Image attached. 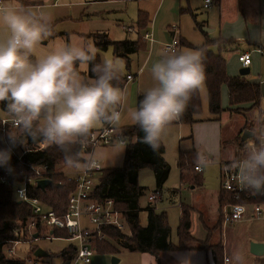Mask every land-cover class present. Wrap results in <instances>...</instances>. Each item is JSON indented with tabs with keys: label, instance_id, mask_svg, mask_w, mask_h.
Segmentation results:
<instances>
[{
	"label": "clouds",
	"instance_id": "obj_1",
	"mask_svg": "<svg viewBox=\"0 0 264 264\" xmlns=\"http://www.w3.org/2000/svg\"><path fill=\"white\" fill-rule=\"evenodd\" d=\"M52 35L51 17L43 11L0 0V126H8L9 148L0 165H7L10 148L30 139L55 147L63 156L70 175L87 174L98 164L95 151L88 152L96 130L122 127L127 89L119 82L124 72L120 58L103 55L91 40L58 41L47 52L38 53L42 41ZM248 38L264 45V17L253 23ZM204 50H165L151 63L153 86L147 88L138 106L127 110V118L145 134L143 143L158 150L169 125L184 114L193 94L206 79ZM92 72L89 77L86 73ZM84 73V74H82ZM128 143L122 133L113 142L120 154ZM243 159H234L242 187L264 194V141L248 142ZM114 162V160H113ZM179 254L177 264H192V256ZM230 264H244L239 250Z\"/></svg>",
	"mask_w": 264,
	"mask_h": 264
},
{
	"label": "trees",
	"instance_id": "obj_2",
	"mask_svg": "<svg viewBox=\"0 0 264 264\" xmlns=\"http://www.w3.org/2000/svg\"><path fill=\"white\" fill-rule=\"evenodd\" d=\"M147 13L140 12L137 29L140 32L149 24ZM201 24L196 27L201 29ZM103 41L97 44L100 52H105L109 47H113L115 56L123 54V58L129 60V55L139 54L145 51V44L140 41H120L111 42L106 35H97ZM220 40H207L201 47L204 50L205 64V86L208 94L210 118L206 121H220L226 112H236L248 106L247 110H255L259 107L262 99L261 85L253 84L245 77L229 76L227 73V61L218 53H214L210 47L220 46ZM181 46L191 47L185 41ZM97 56V62L100 61ZM129 64V63H128ZM88 76L92 77V72L88 71ZM127 78L122 77L119 86L124 88ZM228 90L229 107L222 106V88ZM142 96L139 97V100ZM139 102V101H138ZM4 107L0 104V110ZM202 102L200 91L195 92L182 117L177 120L180 124L192 126L201 122L199 116L202 114ZM0 126V130H1ZM128 138L125 149V158L122 168L104 169L97 178L94 190V198L98 201L112 200L115 207L123 212L131 235L127 237L121 231L114 228H104V234L111 241H117L124 249L130 253L150 254L157 260L161 254L189 250L197 241L191 234V210L184 207L182 216L177 228V244L172 243L170 227L167 214L156 212L150 207L147 209V225L140 223V200L144 195V188L139 185V173L144 168H151L154 173L157 192H161L167 183L170 175V168L165 160V147L161 142L158 150H153L148 144L143 143L144 133L138 126H130L119 131ZM243 141V140H242ZM245 141H243L244 143ZM40 142L27 141L25 145H19V152L24 153L19 161L12 157L7 165H0V178L5 177L8 184L0 182V264H29L28 259L10 258L5 253V247H11L14 243H29L34 254L38 247H33L34 235L38 239L52 237L56 239L69 238L66 231L49 230L39 223L32 234L28 232V224L32 219V208L24 202H19L14 193V184H22L31 176V167L45 166L48 168L45 178L52 181V185L41 190L37 184L28 186V196L38 199L46 208L54 211L58 216H63L68 209L69 196L75 190V184L68 180L64 167L63 156L55 147H44L40 149ZM243 144L241 142L240 149ZM4 146L0 141V156L3 154ZM178 168L180 170L181 186L190 185L197 188L204 185L202 174H197L195 167L201 163V157L195 151L180 152L178 156ZM8 174V175H7ZM233 196L224 190L220 191L219 206L220 211L224 206L233 202ZM241 203L255 204L262 207L264 211V194L253 191L249 200L242 198ZM221 223V221H220ZM108 241H95L94 248L97 252H107L111 254L119 253ZM210 238L207 242L199 245V249H211L214 252L215 261L220 264L223 261L221 246H211ZM9 249V248H8ZM75 246L70 245L62 250L59 256L63 261H70L75 256Z\"/></svg>",
	"mask_w": 264,
	"mask_h": 264
},
{
	"label": "rangeland",
	"instance_id": "obj_3",
	"mask_svg": "<svg viewBox=\"0 0 264 264\" xmlns=\"http://www.w3.org/2000/svg\"><path fill=\"white\" fill-rule=\"evenodd\" d=\"M55 4L56 8H46L42 10L46 15L51 17V23L56 22L54 24L55 26L53 27L55 35L50 36L45 41H42L38 53L50 51L55 46V44L61 40H63L64 42H71L77 44L81 42L86 43L87 41L91 40L96 44L98 40L93 38V36L90 37V34L97 32H103L108 34L109 38L116 42L125 41L127 39L134 40L136 38L138 9H150L152 13H156V16L150 17V21H152L155 26V34L157 37L163 29H165L166 35H168L167 26L170 25L171 29L169 35L173 31H176L177 33V31L180 30V35L183 38L192 42L194 47H200L207 40L213 41L214 39V34H208V38H206L202 32L204 30L202 29L201 31L196 27V22L201 23L204 19V14H206V12L202 11L201 14L203 15H198V17L196 16V19H194L193 16L188 12L182 14L184 10H189L186 9L187 4L184 0H181L180 5L176 0H165L161 4L153 0H58ZM200 4V0H195V2H192L191 6L192 8H194L196 6H199ZM157 9H164L159 16V10L157 11ZM166 9H175L176 11L174 10L172 13H170ZM178 16L182 17V20L180 21L181 25L177 24ZM123 26L130 29V31H123ZM189 49L191 48L184 47L182 48V51ZM103 55H110L116 57L114 56L112 48H110L107 53L101 54V56ZM251 55V73L249 76H245L246 80L247 78L248 82L249 80L256 79L264 80V50L263 54H259L258 58L255 54ZM222 56L226 60H230V62H232L234 66H237L238 56L236 54H234L233 60V55L222 54ZM122 60L124 62V72L122 76L125 77L130 73L135 75L138 58L130 57V65L132 66L131 69L127 68L126 60ZM140 62L141 65L144 64L143 60H141ZM236 70L239 71L240 67H236ZM140 81L141 85H143V92L154 84L152 77H148V70L146 69L143 70V76ZM199 91L203 108V112L199 116V118L201 120H205L210 118L208 94L205 83L203 87L199 89ZM222 104L228 105V99L225 100L223 97ZM135 107H137L136 94L127 99L125 105V115L121 122V128L134 126V124L127 118V110ZM261 107L264 109V97L262 98ZM243 108L244 109L238 110L236 112H227L225 117L223 115L221 117L223 128V150L226 149L227 153H230L233 149H237L239 151L241 142L245 145L250 141L256 144L255 135L259 131L261 120L260 107L255 110H247L248 106L245 105ZM168 131L169 130H167L166 133ZM245 131L254 133V136L253 138H250L246 143H243L242 138L243 133ZM180 141L181 139L179 140L174 135L169 134L168 142L166 140V144L164 145L166 149L165 160L169 165L170 175L167 183L162 189V201L157 204L156 208L158 212H165L167 214L170 227L172 228L171 240L175 243L177 242V228L180 222L181 205H186L190 202H196V204H198L197 201L203 196H198V193L193 192L190 189V185L180 187L179 169L177 165ZM188 143L184 142V144ZM45 147H47V145H45ZM125 149L126 146L124 150L117 155L120 149L114 148L113 145L98 147L95 150L96 159L101 162L102 166L105 169L122 168L125 158ZM206 157L208 158L206 160L214 161L212 163L206 164L203 167L202 176L204 178V186H202L199 191L201 192V190H204L203 194L205 195V199L208 202L212 203L213 206H215V204L217 203V193L220 191L221 188L219 180L220 159L211 157L209 154H207ZM139 185L145 189L144 195L140 200V223L141 226L145 227L147 225L146 212L148 206V196L151 193L157 191L154 173L151 168H144L140 171ZM223 211L224 209L222 210L221 214L222 218ZM125 233L128 234L131 232L129 229H126L124 231V234ZM110 244L113 245L114 248L119 250V253L111 254L107 252L105 253L95 251L91 264H133L131 257L128 256V251L124 249L121 245H119L117 241H111ZM70 245H74V243L69 242L67 240H49L48 238L37 239L36 241L32 242V246L38 247L39 249H42L43 251L49 254L48 257L41 259H37L34 257V254L32 253L31 244L29 243H19L15 247L13 255L7 253L8 248L11 247H5L4 251L10 258L28 259L29 264H62L63 260L59 256V254L62 250L68 248ZM114 261L118 262L114 263Z\"/></svg>",
	"mask_w": 264,
	"mask_h": 264
},
{
	"label": "crops",
	"instance_id": "obj_4",
	"mask_svg": "<svg viewBox=\"0 0 264 264\" xmlns=\"http://www.w3.org/2000/svg\"><path fill=\"white\" fill-rule=\"evenodd\" d=\"M53 1L54 0H11L12 3H15L17 5H22L25 8H31L37 13H39L40 11L46 8H56L55 3L58 0H55L54 2ZM153 1L159 2L161 4L165 0L163 1L153 0ZM176 1L178 2L179 5L181 4V0H176ZM184 1L187 4L186 9L189 10L188 11L184 10L182 14L188 12L193 16L194 19H196L198 15L201 16L203 15L201 14L202 11L206 12V14H204L205 15L204 19L202 20L201 23H199V25L200 24L202 25L201 29L199 28L197 29L201 31L203 29L204 31L202 32L206 38H208L207 36L208 34H214L213 40L221 41L220 46L210 47V49L214 53H218L221 56L222 54L233 55L232 60L234 59V54H236L239 57V55L241 54L250 53L253 55L255 54L257 58L259 57V54L260 55L263 54L264 45L255 43L252 40H250L248 38V33L250 29H252L253 23H255L256 19L259 17H264V0H212V4L209 7H205V2H204L205 0H200L201 4L194 8H192L191 5L193 1L195 2V0H184ZM3 2H6V0H3ZM158 10H159V14H158L159 16L164 9H157V11ZM166 10L172 13L175 9H166ZM137 11H138L137 17H139L140 12L147 13L149 17V21L151 19L150 18L151 16L152 17L156 16V13H152L150 9L147 10L138 9ZM181 20L182 17L178 16V22H177L178 25H181L180 22ZM55 23H51V29H52L51 36L55 35L53 28L55 26L54 25ZM197 23L198 22H196V24ZM137 26H138V22L136 25V38L130 41L135 42L142 40V42L145 44L146 49L145 51L139 54L129 55L128 61L127 59H125L127 62L128 69L132 68V66L130 65L131 64L130 57L131 58L137 57L138 65L136 64L137 67H136L135 75L130 73L125 76V78H127L128 76H133L134 80L127 81L124 88L127 89L128 99L136 94L137 106H138L139 97L142 96L143 93L142 90L143 85H141V81H140L143 76V70L145 69L148 70V77L149 76L151 77L149 71L151 63L159 58L160 53L164 51L163 48L165 44H168L172 42L174 39H176L179 42V47L177 51H182V48L184 47L191 49L192 48L197 49L199 47H194L192 42L183 38L180 35V30L177 31V33L176 31H173L169 35L171 29L170 25L167 26L168 35H166L165 29H163L161 33L158 34V37L155 34V26L152 21H150L147 27L141 30L140 32L138 31ZM122 28H123L122 30L125 32L130 31V29L124 26ZM146 34L152 36V41L145 39ZM97 35H106L109 41L116 42L114 40H111L108 34L103 32H97L90 34V37L93 36V38L98 40L95 46H97L99 42L103 41L101 38L96 37ZM182 41L187 42L188 44L191 45V47L181 46ZM110 48L113 49V47L111 46L109 47V49ZM109 49L105 52L99 51L98 55L100 56V58H101V54L107 53ZM116 57L120 59H124L123 54H119V56ZM141 60H143L144 62V64L142 65L140 62ZM226 61H227L228 75L232 77L240 76V70L243 68L241 67L238 59H237L238 61L237 66H234V64L230 62V60H226ZM236 67H240V70L237 71ZM86 75L88 76V72L86 73ZM249 82L253 84L261 85L264 82V80L256 79V80H249ZM223 97L225 100L228 99V90L225 87L222 88V98ZM222 106L223 108L226 109L229 107V104L228 105L222 104ZM226 113L223 114L224 117ZM104 128L97 130L95 132H99ZM121 129L123 128L117 129L118 133ZM167 130L169 131L163 136V139L161 141L162 144L165 145L166 140L168 142L169 134L174 135L179 140L181 139L178 156L180 152L195 151L197 155L201 157L200 164L202 165V170L206 164L212 163L214 161V160H210V161L206 160L208 159L206 157L207 154H209L211 157L220 159L219 160L220 186L222 183V174L225 168V164L232 162L234 159H243L244 155L246 154V149L244 147L245 144H243L242 149L239 148L240 152L237 149L235 150L233 149L230 153H227L226 149L223 150L224 148L223 139H222L223 128H222L221 120L220 121L202 120L201 122L195 123L192 126L180 124L177 121H174L169 125ZM248 140H246L244 143H246ZM0 141H1V133H0ZM184 142L187 143L189 142V143L184 144ZM165 153H166V149H165ZM179 179H180V170H179ZM180 187H183L181 186V182H180ZM201 188L190 187V189L193 192L198 193V196L203 195L202 198L197 201L198 204H196V202H190L189 204L186 205L180 204L181 205L180 220L182 216V209L184 207L189 208L191 210V223H192L191 234L193 238L197 241L195 244H193V248L189 250L168 252L161 254L158 260L150 254L128 252V256L131 257L133 264H177L176 257L181 253H188L189 255L195 253V255L192 256V264H217L215 261L213 250L199 249V245L207 242L209 238H210L209 243L212 247L218 245L221 246L223 257H228L231 260L233 252L239 250L244 257V264H264V212L259 217H254V218L248 217L245 220H241L233 224H228V225L224 224L221 215L222 212L220 211V206H219V195L222 188H220V191L217 193V199H216L217 203L215 204V206H213L212 203L208 202L205 199L204 197L205 195L203 194L204 190L203 191L201 190V192L199 191ZM161 196H162V191L160 192V196L155 203L151 204L148 201L147 209L150 207L151 209H155V211L158 212L156 208H157V204L162 201ZM147 214L148 211L146 212V215ZM177 242L175 243L174 241H172V243L174 244H177ZM253 244L259 245V246H255L257 247V249H253V251H255V253H258L259 255L252 253ZM220 264H223V261Z\"/></svg>",
	"mask_w": 264,
	"mask_h": 264
},
{
	"label": "built area",
	"instance_id": "obj_5",
	"mask_svg": "<svg viewBox=\"0 0 264 264\" xmlns=\"http://www.w3.org/2000/svg\"><path fill=\"white\" fill-rule=\"evenodd\" d=\"M204 2L205 7H209L212 4V0H205ZM145 39L152 41V36L146 34ZM178 47L179 42L174 39L172 42L165 44L163 49L164 51H177ZM238 61L242 68H250L252 65V55L250 53L241 54L238 57ZM132 80H134L133 76L127 77V81ZM261 102L259 104L261 112L260 127L258 133L255 135L257 145L261 141H264V109L261 107ZM0 119L7 120L8 118L0 117ZM1 127V143L7 149L9 145L6 139V132L8 131V127H11V124L9 123L8 126ZM118 136L117 129L105 126L103 130L94 133L86 154L95 151L98 147L113 145ZM44 147L45 145L41 143L39 148L43 149ZM10 153L12 157L18 158L19 161L24 155V153L19 152V145L11 147ZM231 163L225 164L221 183L222 190L232 195L234 200L231 204L223 207V222L227 225L245 220L248 217H259L264 212L259 205L240 202L242 198H245V201L249 200L253 191L242 187L238 178V170L232 168ZM104 169L101 162L98 161V164L88 171L87 174H67L68 180L75 184V190L69 196L68 209L63 216H58L54 211L46 208L38 199L28 196V186L30 184H37L39 180L47 179L45 178L48 171L47 167H31V176L26 177L28 179L22 184H14L13 186L17 200L21 203H27L32 208V219L28 224V232L30 234L34 232L39 223L46 229L66 231L69 235V238L63 240L74 243L76 254L70 261H63L62 264H90L95 253V241H110L103 232L104 228H114L122 233L128 229L123 217L124 214L115 207L114 201H98L94 198L93 194L97 178ZM195 171L202 173V165H197ZM0 182L8 184L5 177L0 178ZM159 196L160 192L156 191L148 197V201L151 204L155 203ZM130 235L131 233L126 234L127 237ZM46 238L49 240H62L52 237ZM17 245L18 243L12 244L7 253L13 255ZM223 264H230V259L223 257Z\"/></svg>",
	"mask_w": 264,
	"mask_h": 264
},
{
	"label": "water",
	"instance_id": "obj_6",
	"mask_svg": "<svg viewBox=\"0 0 264 264\" xmlns=\"http://www.w3.org/2000/svg\"><path fill=\"white\" fill-rule=\"evenodd\" d=\"M249 73H250V69L249 68H243V69L240 70V76H242V77L248 76ZM261 93H262V97H264V82L261 84ZM253 136H254V133L245 131L243 133L242 140L246 141V140H248L250 138H253ZM51 185H52V181L49 180V179L39 180L37 182V186L41 190H45L46 188H48ZM258 194H260V193H258ZM33 238H34V240H37L38 239V235H34ZM255 246H259V245H255V244L252 245V253H255V251H253V249H257V247H255ZM255 254L259 255L258 253H255ZM48 256H49V254L47 252H45V251H43L42 249H39V248L34 253V257L37 258V259L45 258V257H48ZM117 262L118 261H114V263H117Z\"/></svg>",
	"mask_w": 264,
	"mask_h": 264
}]
</instances>
